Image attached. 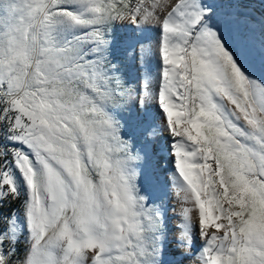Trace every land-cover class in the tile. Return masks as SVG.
I'll list each match as a JSON object with an SVG mask.
<instances>
[{
    "label": "snow or ice",
    "instance_id": "snow-or-ice-1",
    "mask_svg": "<svg viewBox=\"0 0 264 264\" xmlns=\"http://www.w3.org/2000/svg\"><path fill=\"white\" fill-rule=\"evenodd\" d=\"M85 2L91 18L57 8L61 0H0V202L21 197L9 153L27 187L19 209L0 215V264H182L185 257L264 264V85L247 77L219 27L264 28V20L239 12L214 19L216 10L201 0H129L124 10ZM60 17L99 26L80 39L101 54L88 59L79 42L57 46ZM113 19L161 28L158 44L137 45L141 54L155 47L162 57L158 93H137L109 71L117 67L106 55ZM149 98L165 121L149 126L145 140L162 131L173 137L175 169L186 182L178 192L192 205L176 211L171 237L162 204L148 202L136 183L135 163L146 154L132 150L107 110L135 99L143 113ZM194 225L203 241L198 252ZM173 239L178 257L166 261Z\"/></svg>",
    "mask_w": 264,
    "mask_h": 264
},
{
    "label": "rangeland",
    "instance_id": "rangeland-1",
    "mask_svg": "<svg viewBox=\"0 0 264 264\" xmlns=\"http://www.w3.org/2000/svg\"><path fill=\"white\" fill-rule=\"evenodd\" d=\"M96 2L104 4L105 6L112 5L116 10H124L129 4V0H96ZM141 2L150 5L153 3V0H141ZM201 3L204 6H210L216 10V17L214 19H220L230 12H239L240 15L257 22L264 20V0H248V2L238 4H230L225 2V0H201ZM56 7L68 8L84 18H91L94 15L90 11V7L86 4L85 0H61V3L56 5ZM58 20L59 22L54 27L52 33V39L57 46L79 42L82 51L87 54L88 59H92L101 54L91 51L94 46L93 42H84L80 39L84 34L91 32L94 28L99 26L74 24L66 17H60ZM219 27L224 41L236 54L238 63L242 66L247 77L264 85V28L259 26V24H257L254 29H249L247 27H240L237 29L223 24L219 25ZM161 31L159 26H153L151 24L137 25L130 21L116 19L110 22L108 32L110 43L107 45L106 55L110 62L117 67L114 70L109 69V71H116L126 85H134L137 93L146 91L150 85L145 72L146 68H144V61H146L147 58L152 60L155 59V65L158 64L157 66H160L161 69L163 68L162 57L155 47H149L141 54L137 45L146 41H152L158 44ZM151 64L153 67V62H151ZM218 102H223L222 104L225 103L224 101L221 102L219 98ZM158 109L162 110L161 108ZM107 110L120 121L121 136L132 142V150H139L146 154L144 160L135 163V167L139 172L136 183L140 193L148 198V202L162 204L166 227L171 237L176 231V221L179 216L174 212L175 210L173 211L171 208L174 206L172 202L173 187L170 184L163 185L161 182V179L166 175L164 173L163 164L155 160L156 147L155 145H150L149 142L145 140V132L148 129L144 123L146 120L145 118H147L146 109L141 113L138 101L133 99L128 105L123 107L109 106ZM225 111H228L226 104ZM229 117L232 119L233 123L237 124L246 133L252 131L242 119L237 120L231 113H229ZM165 134L166 133H164V135ZM241 140L246 145L256 150H261L260 145L257 144L255 140L248 137H244V139L242 138ZM6 142L7 144L11 143L12 147H21L18 143ZM25 150L27 151V149ZM172 160H174L173 154L172 157H170L171 162H173ZM11 165L12 174L26 197L27 187L23 178L18 169L15 168L14 163L11 162ZM20 220L23 222V217H20ZM17 235L20 234L17 233ZM26 236L27 228L25 227L24 237ZM18 246L22 247L19 251V254L22 255L27 248V241L21 238L16 245L17 251ZM176 257H178V250L174 247L173 239V241L168 244L165 260L173 261ZM185 260L186 257L183 258L182 264H187Z\"/></svg>",
    "mask_w": 264,
    "mask_h": 264
},
{
    "label": "bare ground",
    "instance_id": "bare-ground-1",
    "mask_svg": "<svg viewBox=\"0 0 264 264\" xmlns=\"http://www.w3.org/2000/svg\"><path fill=\"white\" fill-rule=\"evenodd\" d=\"M151 62H153V67ZM144 64H145L144 68H146L145 69L146 76L150 82L149 88L147 90H150L152 93H158L160 87V81L162 79V69L160 66H157L158 64L155 65L156 64L155 59L152 60L147 58V60L144 61ZM158 108H161L159 106L158 101L149 98V103L145 108L147 118L144 122L147 128H149V126L160 127L164 124L165 114L163 113V110H159ZM164 133L166 134L164 135ZM172 143H173V137L170 135V133L163 131L154 139V142H152L150 145H155L156 147L155 160H158L160 164H163L164 167V173L166 176L163 179H161L162 184L163 185L170 184L173 187L172 202L174 206L171 208L173 209V211L175 210L174 212H176L179 211L181 207H192V205L191 203H186V204L183 203L182 194L178 192V186L182 183L186 184V182H184L182 178L179 177V174L175 169L174 160H172L173 162L170 161V157H172V150H171ZM19 191L21 193V197L16 199L17 202L15 203L13 209H19L21 200L25 198L21 188H19ZM192 217H193V223H198V211H196L195 209H193ZM179 219L180 217L177 218V221ZM193 233H194L195 250L198 252L203 246V241L199 237L198 225L193 226ZM185 261L187 264H195V257L193 258L186 257Z\"/></svg>",
    "mask_w": 264,
    "mask_h": 264
},
{
    "label": "built area",
    "instance_id": "built-area-1",
    "mask_svg": "<svg viewBox=\"0 0 264 264\" xmlns=\"http://www.w3.org/2000/svg\"><path fill=\"white\" fill-rule=\"evenodd\" d=\"M5 144H7L6 141H5ZM7 158L10 161V163H9V167H10V166H12L11 165L10 153L8 154ZM16 202H17V200H15V201H13V200H5L3 202H0V215H4V216L10 215L12 213L13 207L15 206Z\"/></svg>",
    "mask_w": 264,
    "mask_h": 264
},
{
    "label": "trees",
    "instance_id": "trees-1",
    "mask_svg": "<svg viewBox=\"0 0 264 264\" xmlns=\"http://www.w3.org/2000/svg\"><path fill=\"white\" fill-rule=\"evenodd\" d=\"M244 139V137H240V139ZM22 247H20V246H18V253H19V251H20V249H21Z\"/></svg>",
    "mask_w": 264,
    "mask_h": 264
}]
</instances>
